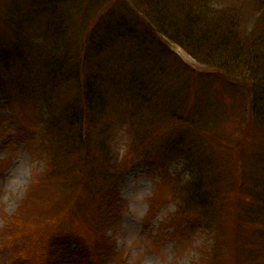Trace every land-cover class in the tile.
<instances>
[{
  "label": "trees",
  "instance_id": "1",
  "mask_svg": "<svg viewBox=\"0 0 264 264\" xmlns=\"http://www.w3.org/2000/svg\"><path fill=\"white\" fill-rule=\"evenodd\" d=\"M254 2L247 33L216 0H0V126L9 113L43 137L44 187L58 198L44 200V230L76 219L72 237L90 239L77 207L86 196L93 214L110 207L100 200L125 171L113 158L119 127L129 155L160 173L181 223L211 235L216 259L231 227L246 233L232 243L235 262L264 264V0ZM174 163L180 174H165ZM227 209L236 217L222 227Z\"/></svg>",
  "mask_w": 264,
  "mask_h": 264
},
{
  "label": "rangeland",
  "instance_id": "2",
  "mask_svg": "<svg viewBox=\"0 0 264 264\" xmlns=\"http://www.w3.org/2000/svg\"><path fill=\"white\" fill-rule=\"evenodd\" d=\"M216 2L220 6H234L238 10V19L249 33L258 12L255 8L258 4L254 0ZM170 47L178 48L172 44ZM176 53L184 64L204 74V69L184 51L176 49ZM220 88L215 84L213 90L217 97L222 96ZM0 108L3 109L2 106ZM1 115L0 264H234V255L241 253V248L234 252L232 243L236 240L242 242L241 237L246 233L233 231L227 234L231 227L225 229L222 242L226 250L219 252L221 255L216 259L209 247L208 237L211 235L204 230L191 232L181 223L176 204L169 198V192L160 187V173L151 171L145 159L129 155L131 135L128 129L127 132L118 131L119 127L114 134L113 158L122 163L125 174L117 181L114 196L100 200L110 207H104L102 212L95 209L93 214L92 200L87 196L81 198L77 207L83 217H88L83 225L90 239L80 242L72 237L79 229L76 219L78 226L72 223V226L65 225L50 232L44 230L46 223L38 219L46 210L43 209L44 200L55 202L58 198L52 185L44 187L47 163L39 156L43 137L36 129L34 136L28 135L20 117L10 118L8 113ZM131 130L142 135L136 127ZM181 167L180 163L171 164L165 174L179 175ZM153 199L157 202L151 204ZM227 211L228 215L218 220L222 227L233 225L236 217V213H230L233 210ZM6 220L11 223L5 225ZM20 220H25L21 232L17 231ZM91 230L96 232L94 237ZM24 234L29 235L28 240H24ZM198 251L203 257L197 254ZM250 252L254 254L252 250ZM36 257L41 260H36ZM240 258L238 264H260L253 257Z\"/></svg>",
  "mask_w": 264,
  "mask_h": 264
}]
</instances>
